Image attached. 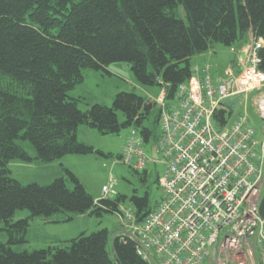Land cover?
<instances>
[{"label":"trees","instance_id":"16d2710c","mask_svg":"<svg viewBox=\"0 0 264 264\" xmlns=\"http://www.w3.org/2000/svg\"><path fill=\"white\" fill-rule=\"evenodd\" d=\"M249 37L262 41L258 69L264 74V0H0V231L8 236L0 243V264H157L152 253L139 254L120 236L111 253L107 229L42 250L15 251L13 246L26 242L31 219L59 224L114 215L126 198L96 201L67 169L47 186H24L11 178L7 165L99 153L78 142L79 126L101 135L134 128L149 142L152 132L143 122L155 105L134 93L117 94L111 108L79 109L80 99L69 92L83 81L84 69L126 63L140 85L155 86L160 79L172 98L191 76L190 58L214 44L232 47ZM231 116V107L221 102L212 125L228 130L243 117L229 124ZM19 141L29 142L36 156L30 158ZM131 203L137 222L152 210L147 196H133ZM19 210L30 215L13 223Z\"/></svg>","mask_w":264,"mask_h":264},{"label":"built area","instance_id":"2783aa9c","mask_svg":"<svg viewBox=\"0 0 264 264\" xmlns=\"http://www.w3.org/2000/svg\"><path fill=\"white\" fill-rule=\"evenodd\" d=\"M261 47L258 40L244 50L237 77L229 72L216 83L206 74L191 77L177 88L174 105L158 101L162 199L138 225L129 210L119 207L116 212L157 264H264V222L258 214L264 129L256 141L244 117L223 131L211 122L229 96L264 87L258 69ZM260 108L264 118V105ZM120 161L136 171L150 162L134 131ZM114 185V180L108 182L102 194L114 196Z\"/></svg>","mask_w":264,"mask_h":264},{"label":"rangeland","instance_id":"374dc122","mask_svg":"<svg viewBox=\"0 0 264 264\" xmlns=\"http://www.w3.org/2000/svg\"><path fill=\"white\" fill-rule=\"evenodd\" d=\"M248 44H250V41L245 43L237 42L232 47L214 44L206 52L190 58V67L203 69L208 66V72L211 77L221 80L232 69L229 66L240 58V51L243 46ZM244 52L242 51V53ZM82 76L83 81L69 92L70 98L80 99L78 107L81 111H86L93 105L111 108L115 96L119 93H134L146 101L156 103L163 88L160 79L158 80V85L155 86L145 87L140 85L131 72L130 66L126 63L110 64L105 68V71L97 72L84 69ZM258 89V87L252 89L247 94H235L224 102L232 109L229 124L236 118L245 116L248 126L255 132L254 139L261 141L264 121H262L260 115L259 102L262 101L264 96V87L257 91ZM165 103L171 106L176 102L167 99ZM158 113L159 107L155 106L148 119L143 122V127L150 130L152 136L156 138L160 134V126L157 123ZM117 118L119 124L125 122L120 112H117ZM131 129L134 128L122 129L118 134L101 135L94 129L79 126L76 131L78 142L93 148L95 152L99 153L85 156H64L68 157L65 163L66 166L72 169L74 173L67 167L62 166L60 159L51 163L26 162L15 159L8 163L7 168L10 171L11 178L24 186L29 184L47 186L60 178V176L65 175L63 169H67L73 173L94 200L102 198V187L111 182L112 179H115L116 192L126 198L122 202L123 206L132 207L131 198L133 196L139 198L147 196L149 207L154 209L162 196L158 187V179L163 171V165L159 162L148 164L144 178L142 171L134 172L129 167L117 163ZM136 132L138 133L137 130ZM150 141H153L152 137ZM151 142L144 145V151L147 155L150 154ZM17 143L30 158L36 156V152L29 142L19 141ZM29 215L27 210L16 211L12 222L26 219ZM2 228H4V224L0 223V229ZM101 229H107L108 231L127 230L121 227L118 217L110 214H103L100 218L86 215L77 217L69 223L59 224L46 222V219L36 217L29 221L25 235L26 242L12 248L17 252L42 250L48 246L58 244L60 241L72 240L81 233L88 235ZM7 241V233L0 231V243L5 244Z\"/></svg>","mask_w":264,"mask_h":264},{"label":"water","instance_id":"95a60500","mask_svg":"<svg viewBox=\"0 0 264 264\" xmlns=\"http://www.w3.org/2000/svg\"><path fill=\"white\" fill-rule=\"evenodd\" d=\"M153 141L151 142V158L153 160H157V151H156V147H157V138L155 136H152ZM259 216L262 220H264V193H263V197L261 199V202L259 204ZM110 235V239H111V253H113V245H114V240L116 239V237H122V238H126L131 240L135 246L137 248H139L140 250H142L147 256L149 255L148 251L143 247V245L139 242L138 238L131 232L128 230H124V229H119V230H112L109 232Z\"/></svg>","mask_w":264,"mask_h":264},{"label":"crops","instance_id":"0c3cea01","mask_svg":"<svg viewBox=\"0 0 264 264\" xmlns=\"http://www.w3.org/2000/svg\"><path fill=\"white\" fill-rule=\"evenodd\" d=\"M229 67L234 68V72H237V63H236V62L233 63V64H231ZM229 67H228V68H229ZM197 68H198V67H197ZM228 68H227V69H228ZM198 71H199V73H200V72H201V68H198ZM67 158H68V157H64V158L62 157V158L60 159V161H61V163H62V166H64V167H67L66 164H65L66 161L68 160ZM67 168H68V167H67ZM68 169H69V168H68ZM69 170L72 171V169H69ZM72 172H73V171H72ZM73 173H74V172H73ZM60 177H61V176H60ZM84 216H85V215H83V216H78V217H84ZM75 218H77V217H75ZM75 218H74V219H75ZM74 219H73V220H74Z\"/></svg>","mask_w":264,"mask_h":264},{"label":"bare ground","instance_id":"6f19581e","mask_svg":"<svg viewBox=\"0 0 264 264\" xmlns=\"http://www.w3.org/2000/svg\"><path fill=\"white\" fill-rule=\"evenodd\" d=\"M243 63V62H242ZM178 88V87H177ZM177 90V89H176ZM176 93V92H175ZM245 255L246 254H244L242 257H241V259H243V257H245ZM233 258L236 260L237 259V257H236V255H233Z\"/></svg>","mask_w":264,"mask_h":264}]
</instances>
